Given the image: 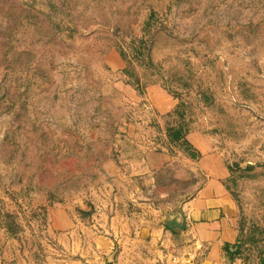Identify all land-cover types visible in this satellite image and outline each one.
<instances>
[{
    "label": "rangeland",
    "instance_id": "374dc122",
    "mask_svg": "<svg viewBox=\"0 0 264 264\" xmlns=\"http://www.w3.org/2000/svg\"><path fill=\"white\" fill-rule=\"evenodd\" d=\"M182 122L230 168L231 258L261 264L264 0H0V264H111L99 236L167 227L199 180Z\"/></svg>",
    "mask_w": 264,
    "mask_h": 264
},
{
    "label": "crops",
    "instance_id": "0c3cea01",
    "mask_svg": "<svg viewBox=\"0 0 264 264\" xmlns=\"http://www.w3.org/2000/svg\"><path fill=\"white\" fill-rule=\"evenodd\" d=\"M160 106L163 112H169L174 103L167 100ZM187 138L196 152L190 160V170L199 180L190 189L192 196L182 205L186 227L171 230L155 221L135 227L127 225L120 231L114 229L110 235L99 236L96 242L109 253L111 264H169L164 254L180 252L194 239L204 245L198 264H241L226 251V245L232 250L237 242L240 214L238 201L228 186L230 168L222 154L212 149L210 139L196 132ZM168 161L166 153L149 151L144 165L147 171H153Z\"/></svg>",
    "mask_w": 264,
    "mask_h": 264
},
{
    "label": "trees",
    "instance_id": "16d2710c",
    "mask_svg": "<svg viewBox=\"0 0 264 264\" xmlns=\"http://www.w3.org/2000/svg\"><path fill=\"white\" fill-rule=\"evenodd\" d=\"M187 108L185 101H181L178 105V107L173 111V114L178 116H183L185 109ZM169 130H171L170 136L172 137V140L177 142V144H181L188 148L189 150H193L192 144L188 141L187 135L190 133L192 128L189 126L188 123H181L178 127H171ZM241 242L240 239H238V242L234 245L235 247L239 248L240 245L238 243ZM233 246V247H234ZM226 251L230 257H235L239 250H231L229 245H226ZM260 263L264 264V250L260 251Z\"/></svg>",
    "mask_w": 264,
    "mask_h": 264
},
{
    "label": "built area",
    "instance_id": "2783aa9c",
    "mask_svg": "<svg viewBox=\"0 0 264 264\" xmlns=\"http://www.w3.org/2000/svg\"><path fill=\"white\" fill-rule=\"evenodd\" d=\"M203 248V242L194 239L180 252L166 253L165 257L169 264H198L197 258L201 251H203Z\"/></svg>",
    "mask_w": 264,
    "mask_h": 264
},
{
    "label": "water",
    "instance_id": "95a60500",
    "mask_svg": "<svg viewBox=\"0 0 264 264\" xmlns=\"http://www.w3.org/2000/svg\"><path fill=\"white\" fill-rule=\"evenodd\" d=\"M182 216V219L180 218ZM180 216L177 219H169L166 223L167 227L171 230L184 229L186 225L183 223V215L180 213ZM180 218V219H179Z\"/></svg>",
    "mask_w": 264,
    "mask_h": 264
}]
</instances>
